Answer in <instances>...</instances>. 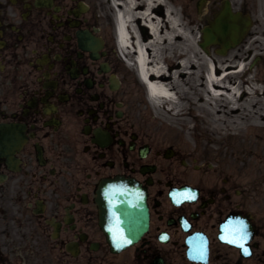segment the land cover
<instances>
[{"label": "flooded vegetation", "instance_id": "af4514ba", "mask_svg": "<svg viewBox=\"0 0 264 264\" xmlns=\"http://www.w3.org/2000/svg\"><path fill=\"white\" fill-rule=\"evenodd\" d=\"M224 1L184 0L204 24ZM228 3L264 37V0ZM121 55L106 0H0V264H264V158L240 176L169 139ZM116 178L148 212L118 252L97 205Z\"/></svg>", "mask_w": 264, "mask_h": 264}, {"label": "bare ground", "instance_id": "6f19581e", "mask_svg": "<svg viewBox=\"0 0 264 264\" xmlns=\"http://www.w3.org/2000/svg\"><path fill=\"white\" fill-rule=\"evenodd\" d=\"M109 1L113 10L115 8L121 49L133 58L138 76L148 93L156 98L157 103H166L169 107L167 113L178 117L191 108L197 116L210 118L219 125L229 121L233 127L235 124L232 118H226V112L233 115L240 110L239 107L242 109L256 103L255 97L261 87L254 84V78H247L244 64L236 65L234 69L239 73L234 74L228 66H224L226 64L222 66L209 56H199L174 2ZM170 46H174L172 51ZM227 72L231 73V77H237V81H231L229 86L225 84L230 75L223 77ZM179 73L195 81L189 84ZM244 94L247 98L240 105L237 99ZM200 96L202 98L196 100ZM186 99L188 108L184 106ZM259 119L264 117L259 116Z\"/></svg>", "mask_w": 264, "mask_h": 264}, {"label": "rangeland", "instance_id": "374dc122", "mask_svg": "<svg viewBox=\"0 0 264 264\" xmlns=\"http://www.w3.org/2000/svg\"><path fill=\"white\" fill-rule=\"evenodd\" d=\"M106 1H108V9L113 15L110 1ZM166 1L174 2L176 6L178 5L179 11L184 12L186 20L181 21L191 31L190 37L194 41V47L199 52V56L208 55L214 61L222 64V66L226 64L224 66H228L230 69H234L236 65L243 63L245 70L248 72L247 78H254L261 89L258 96L255 97L257 99L255 104L242 109L239 107L240 110H236L233 115H228V112H226V118H232L235 124L233 127L229 121L225 125H219L212 122L210 118L197 116L191 108L181 112L182 114L178 117L167 113L160 106H149L147 105L148 103L145 111L147 110L146 113L151 116L154 125L167 132L171 140L185 142L191 149L194 148L197 153L217 154L220 157H225L232 164L236 163L239 175L248 174L250 173V160L264 158V119H259V116L264 117V95H262V92H264V37L245 39L242 44L230 50L224 56L216 54V49L213 46L209 49V54H206L199 48L201 28H203L204 24L195 9L192 6L187 8L184 0ZM188 22H191L192 26L187 25ZM255 44H258V48H251ZM173 48L174 46H170V51ZM129 57L131 61V56ZM260 57L261 59L252 65L253 61ZM192 60L195 62L194 59ZM182 79L189 84L195 81L187 75ZM236 79L237 77H231L229 81ZM201 98V96L197 97L196 100ZM246 98V94L240 95V98L237 99L238 103L241 105ZM184 106L186 108L189 107L187 99L184 102ZM222 111L225 112V109H222Z\"/></svg>", "mask_w": 264, "mask_h": 264}, {"label": "water", "instance_id": "95a60500", "mask_svg": "<svg viewBox=\"0 0 264 264\" xmlns=\"http://www.w3.org/2000/svg\"><path fill=\"white\" fill-rule=\"evenodd\" d=\"M238 33L237 20L230 15H222L217 18L210 29L204 31L201 47L205 48L216 42L217 38L224 43L225 48L231 47L230 44L238 43ZM120 185L122 184L110 183L105 186L102 193V204L105 207L106 217L114 223L111 226L119 227L122 231L120 232L121 240L112 243L114 249L124 248L130 243V240L140 236L146 228L142 195L140 193L133 194L130 189L122 190ZM108 234L111 238L117 237L113 230H109ZM118 242L121 243L118 244Z\"/></svg>", "mask_w": 264, "mask_h": 264}, {"label": "snow or ice", "instance_id": "6c2138e0", "mask_svg": "<svg viewBox=\"0 0 264 264\" xmlns=\"http://www.w3.org/2000/svg\"><path fill=\"white\" fill-rule=\"evenodd\" d=\"M233 235H234V238L230 241L232 243H240L241 241L245 239V235L242 233L241 234L234 233ZM241 247H242V244H241Z\"/></svg>", "mask_w": 264, "mask_h": 264}]
</instances>
